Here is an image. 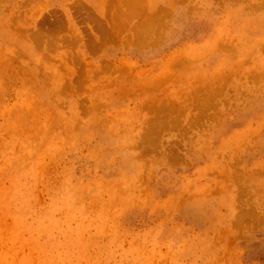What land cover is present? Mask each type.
<instances>
[{"label": "rangeland", "instance_id": "374dc122", "mask_svg": "<svg viewBox=\"0 0 264 264\" xmlns=\"http://www.w3.org/2000/svg\"><path fill=\"white\" fill-rule=\"evenodd\" d=\"M0 264H264V0H0Z\"/></svg>", "mask_w": 264, "mask_h": 264}]
</instances>
